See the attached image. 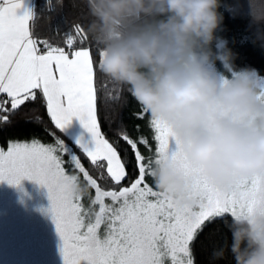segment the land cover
Wrapping results in <instances>:
<instances>
[{
	"label": "snow or ice",
	"instance_id": "snow-or-ice-1",
	"mask_svg": "<svg viewBox=\"0 0 264 264\" xmlns=\"http://www.w3.org/2000/svg\"><path fill=\"white\" fill-rule=\"evenodd\" d=\"M22 8L24 0H0V125L8 124L23 105L41 96L55 129L62 132L76 117L91 134V147L82 138L76 144L97 175L50 132L51 144L33 139L9 141L7 150L0 148V182L19 186L27 179L47 189L63 264H194L190 245L206 224L225 214L246 222L253 235L264 237V173L241 178L230 190H221L179 158L167 131L151 119L154 159L140 150L143 146L152 151L143 134L133 138L120 130L118 140L110 142L97 119L92 54L87 48H76L77 41L86 39L84 29L75 26V35L65 33L64 46H59L34 35L30 22L36 13L25 8L20 14ZM145 114L141 109L134 115L144 119ZM135 130L139 133L140 126ZM120 141L134 155L135 177L118 148ZM65 155L72 174L65 169ZM162 155H171L190 177L194 203L178 205L146 183ZM102 180L111 181L112 187L102 186ZM90 189L95 196L88 195L86 207L80 201Z\"/></svg>",
	"mask_w": 264,
	"mask_h": 264
},
{
	"label": "clouds",
	"instance_id": "clouds-1",
	"mask_svg": "<svg viewBox=\"0 0 264 264\" xmlns=\"http://www.w3.org/2000/svg\"><path fill=\"white\" fill-rule=\"evenodd\" d=\"M88 35L100 46L102 72L126 87L169 134L179 158L221 190L264 173V83L233 55L213 53L222 21L220 0H86ZM255 24H264V0H249ZM156 187L181 206L194 203L190 177L162 155L152 167ZM235 264H264V237L236 221ZM219 258L220 253H214Z\"/></svg>",
	"mask_w": 264,
	"mask_h": 264
},
{
	"label": "trees",
	"instance_id": "trees-1",
	"mask_svg": "<svg viewBox=\"0 0 264 264\" xmlns=\"http://www.w3.org/2000/svg\"><path fill=\"white\" fill-rule=\"evenodd\" d=\"M249 0H220L218 12L222 15V21L214 32V39L210 45L213 53L228 49L233 55L231 70L219 60L215 61V67L225 75L241 69L254 70L264 75V24H255L249 14ZM36 18L32 21L34 35L39 39H48L52 43L64 46L65 33L72 32L79 25L84 29L86 39L81 43L77 41L76 48H89L94 60L95 80L97 91V115L100 128L110 142L118 140V132L127 130L135 138L143 134L151 142L152 151L143 146L140 150L146 157L155 158V142L152 141L153 133L148 126L149 114L144 119H137L135 113L141 111L128 89L108 78L99 67L100 46L88 35L86 29L91 20L86 0H35ZM140 126V132L135 126ZM54 132L64 144L73 151L95 176L97 175L88 161L80 152V148L64 131L55 129L47 113L46 103L38 95L35 101L27 102L14 115L10 122L0 125V147L7 149L9 141L31 142L33 139L44 144L54 143ZM118 148L122 157L129 162L128 171L134 177V155L128 145L119 142ZM65 169L72 174L73 166L68 163L69 157L64 156ZM102 186L111 188V181H100ZM128 182L125 181V184ZM146 183L150 187L158 189L152 176L146 177ZM88 195L94 197V190L81 197V203L88 206ZM107 201V200H106ZM236 221L231 214H225L222 218L206 224L198 233L191 244L194 264H235L231 252L233 245V231ZM103 230V227L102 229ZM214 253H220L219 258Z\"/></svg>",
	"mask_w": 264,
	"mask_h": 264
},
{
	"label": "rangeland",
	"instance_id": "rangeland-1",
	"mask_svg": "<svg viewBox=\"0 0 264 264\" xmlns=\"http://www.w3.org/2000/svg\"><path fill=\"white\" fill-rule=\"evenodd\" d=\"M249 71L264 83V75ZM86 136L82 141L91 147V134ZM49 209L46 188L27 179L19 186L0 182V264H63L62 242Z\"/></svg>",
	"mask_w": 264,
	"mask_h": 264
},
{
	"label": "crops",
	"instance_id": "crops-1",
	"mask_svg": "<svg viewBox=\"0 0 264 264\" xmlns=\"http://www.w3.org/2000/svg\"><path fill=\"white\" fill-rule=\"evenodd\" d=\"M27 9H31L33 12H35V0H24V8L19 10L20 14H23V11ZM30 26L32 27V21L30 22ZM33 30V29H32ZM86 48V47H84ZM78 49V48H77ZM89 51L90 49L87 48ZM91 52V51H90ZM92 54V53H91ZM94 62V60H93ZM98 119V115H97ZM74 142L77 141V139H81L83 136H86L88 134L87 130H85L79 119L76 117H73L71 123L63 130ZM102 132V131H101ZM103 133V132H102ZM105 136V134H104ZM87 137V136H86ZM106 137V136H105ZM107 138V137H106Z\"/></svg>",
	"mask_w": 264,
	"mask_h": 264
}]
</instances>
